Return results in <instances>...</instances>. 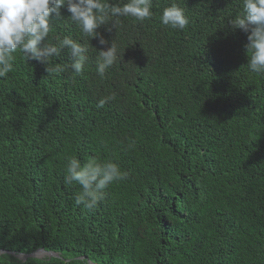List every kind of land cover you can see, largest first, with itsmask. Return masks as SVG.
Wrapping results in <instances>:
<instances>
[{"label":"trees","instance_id":"obj_1","mask_svg":"<svg viewBox=\"0 0 264 264\" xmlns=\"http://www.w3.org/2000/svg\"><path fill=\"white\" fill-rule=\"evenodd\" d=\"M172 3L183 30L160 21ZM61 12L50 38L86 42ZM152 12L98 29L120 53L103 78L96 39L79 75L48 70L68 49L48 65L14 53L0 78V264L39 248L60 257L28 264H264V74L228 25L242 0H152ZM71 158L128 175L87 210L65 182Z\"/></svg>","mask_w":264,"mask_h":264},{"label":"clouds","instance_id":"obj_2","mask_svg":"<svg viewBox=\"0 0 264 264\" xmlns=\"http://www.w3.org/2000/svg\"><path fill=\"white\" fill-rule=\"evenodd\" d=\"M242 4V14L230 18L228 25L233 31L247 34L244 47L248 68L253 73L264 74V0H242ZM61 8L70 14L82 37L87 38L86 42L80 43L68 36L50 38L53 21L64 16ZM152 16V0H0V78L12 71L16 59L14 53L18 51L27 61L35 60L48 65L50 58L58 57L63 49L69 50L71 63L48 70L61 72L71 69L79 75L88 62L89 46L97 49L90 43L92 39L104 46L99 48L95 62L97 74L103 78L120 53L117 44L105 38L98 29L106 26V31L111 32L117 28L121 17H133L143 22ZM160 21L165 26L180 30L189 24L185 9L176 3L163 9ZM114 99L115 94L104 97L98 107ZM127 175L113 161L90 160L82 166L78 159L71 158L66 165L65 182L79 184L81 191L76 195L75 203L93 210L102 201L108 186L126 179ZM16 264H28L27 257L17 254Z\"/></svg>","mask_w":264,"mask_h":264},{"label":"water","instance_id":"obj_3","mask_svg":"<svg viewBox=\"0 0 264 264\" xmlns=\"http://www.w3.org/2000/svg\"><path fill=\"white\" fill-rule=\"evenodd\" d=\"M39 251H44V252L48 253L49 255L46 256L48 258H51V257H60V254L59 253L54 252V251H47L44 248H39L36 251L31 252V253H22V254H24L26 257L42 258L43 256L37 254V252H39ZM6 252L7 253H11V251H9V250L0 249V254L1 253H6ZM13 254H15V253L13 252Z\"/></svg>","mask_w":264,"mask_h":264},{"label":"bare ground","instance_id":"obj_4","mask_svg":"<svg viewBox=\"0 0 264 264\" xmlns=\"http://www.w3.org/2000/svg\"><path fill=\"white\" fill-rule=\"evenodd\" d=\"M37 254H39L41 256H47V255H49L48 253H46L44 251H39V252H37Z\"/></svg>","mask_w":264,"mask_h":264},{"label":"rangeland","instance_id":"obj_5","mask_svg":"<svg viewBox=\"0 0 264 264\" xmlns=\"http://www.w3.org/2000/svg\"><path fill=\"white\" fill-rule=\"evenodd\" d=\"M43 257H45V256H43Z\"/></svg>","mask_w":264,"mask_h":264}]
</instances>
